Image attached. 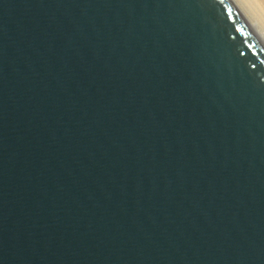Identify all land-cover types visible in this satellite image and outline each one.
<instances>
[{
    "label": "water",
    "instance_id": "1",
    "mask_svg": "<svg viewBox=\"0 0 264 264\" xmlns=\"http://www.w3.org/2000/svg\"><path fill=\"white\" fill-rule=\"evenodd\" d=\"M0 264H264V38L231 0H0Z\"/></svg>",
    "mask_w": 264,
    "mask_h": 264
},
{
    "label": "bare ground",
    "instance_id": "2",
    "mask_svg": "<svg viewBox=\"0 0 264 264\" xmlns=\"http://www.w3.org/2000/svg\"><path fill=\"white\" fill-rule=\"evenodd\" d=\"M264 38V0H231Z\"/></svg>",
    "mask_w": 264,
    "mask_h": 264
}]
</instances>
